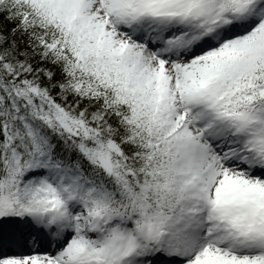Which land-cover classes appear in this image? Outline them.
<instances>
[{
  "label": "snow or ice",
  "instance_id": "6c2138e0",
  "mask_svg": "<svg viewBox=\"0 0 264 264\" xmlns=\"http://www.w3.org/2000/svg\"><path fill=\"white\" fill-rule=\"evenodd\" d=\"M0 264H264V0H0Z\"/></svg>",
  "mask_w": 264,
  "mask_h": 264
}]
</instances>
